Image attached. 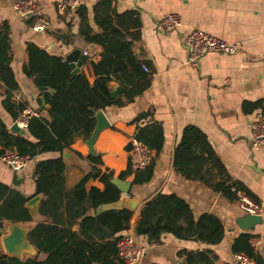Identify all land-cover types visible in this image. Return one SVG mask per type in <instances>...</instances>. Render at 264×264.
<instances>
[{
  "label": "crops",
  "instance_id": "1",
  "mask_svg": "<svg viewBox=\"0 0 264 264\" xmlns=\"http://www.w3.org/2000/svg\"><path fill=\"white\" fill-rule=\"evenodd\" d=\"M37 1L42 13L50 21L48 29L33 30L30 18L20 19L13 13L11 0H0V24L6 21L9 26L12 49L10 67L18 84L13 99L45 115L48 106H42V90L23 72V65L28 60L26 44L33 43L50 55L63 59L73 49L86 51L87 58L78 72L84 73L90 83L95 77L91 62L100 58L101 47L87 43L78 36V18L73 9H57V0ZM97 1L76 0L77 5L86 7L88 22L94 29L96 25L92 7ZM111 1L117 12L131 9L139 14L141 35L133 44V52L137 58L149 62L152 75L149 87L140 95L126 100L121 106L111 105L99 109L109 125L98 132L93 142V154L99 155L101 159L100 164H95L96 168L102 172L111 171L113 177H118L129 166L128 142L136 129L133 119L140 112L152 111V118L163 129L162 148L152 152L150 179L132 184L133 174H130L124 178L131 183L129 192L121 193V198L134 197L138 201L132 211L130 228L121 233L133 234L143 246L144 254L137 264H175L183 260L179 254L183 250H210L216 255V264H240L231 251V244L244 231L252 234L250 242L264 260V148H253L250 143L251 122L259 113L264 97V0ZM169 13L177 14L180 18V25L173 30H167L161 24V18ZM192 28L236 42L238 50L233 54L208 52L198 63L189 65L186 63L183 37ZM116 86L117 82H110L111 89ZM3 91L0 82V119L9 130L15 119L1 104ZM188 124L197 126L205 133L229 175L243 182L257 196L261 222L247 230L240 228L236 220L245 212L239 200L227 199L174 170L173 149L182 129ZM26 137L31 139L28 133ZM87 155L89 152L85 140L75 138L68 148L61 151L37 154L17 172L0 160V183L19 190L28 198L26 206L31 219L16 222L20 227L29 231L36 222L45 219L37 209L42 194H35V163L41 159L61 157L65 165V185L69 188L91 169L92 164L86 160ZM13 174L17 175L18 185L12 183ZM90 186L102 189L103 184L90 178L86 187ZM158 192L174 193L183 198L195 218L203 213L217 216L224 227L222 239L215 244H206L164 233L159 242L150 243L145 236L136 235L134 228L141 204ZM35 196L37 200L32 202ZM11 223L3 221L0 234V253L3 254L7 253L1 236ZM44 256L32 245L30 251L21 253L20 259L35 257L40 260Z\"/></svg>",
  "mask_w": 264,
  "mask_h": 264
},
{
  "label": "trees",
  "instance_id": "2",
  "mask_svg": "<svg viewBox=\"0 0 264 264\" xmlns=\"http://www.w3.org/2000/svg\"><path fill=\"white\" fill-rule=\"evenodd\" d=\"M73 10L78 18V36L101 47L100 58L91 62L93 82L82 72L71 75L70 65L62 57L27 43L28 60L23 72L42 90L48 107L45 115L36 110L38 115L29 117L25 128L31 139L9 131L0 119V154L4 148H12L32 159L39 153L68 148L75 138L86 140L94 128L97 110L121 106L149 87L152 75L149 62L137 58L133 52V44L141 35L139 14L131 9L117 12L111 0H99L92 7L94 29L84 5H76ZM11 59L9 26L3 21L0 24V82L4 89L1 104L16 119L28 106L13 99L18 84L10 67ZM143 65L150 70H145ZM111 81L124 88L115 97L110 94ZM152 117V111L147 110L133 119L134 137L151 152H158L163 145V129ZM86 160L92 164L91 169L69 188L65 185L61 157L35 163V194H42L37 209L45 219L30 228L27 238L45 256L40 260L20 259L0 253V264H122L117 257L116 242L130 228L133 212L105 207L120 199L121 192L110 182L111 171L96 168L95 164L101 163L99 155L89 154ZM172 166L184 178L198 181L227 199L239 200V194H244L254 203H260L243 182L229 175L205 133L195 125L188 124L182 129L173 149ZM130 174H133L132 184L149 180L152 162L135 172L127 166L118 177L124 179ZM90 178L101 182L102 189L87 188ZM27 200L19 190L0 183V234L4 220L31 219ZM134 233L145 236L150 243H157L162 234L170 233L181 239L215 244L222 239L224 227L214 214L203 213L195 218L183 198L158 192L141 204ZM251 237L249 232L239 233L232 241L231 251L246 256L253 264H264L250 242ZM179 254L184 264H216V255L210 250H183Z\"/></svg>",
  "mask_w": 264,
  "mask_h": 264
},
{
  "label": "built area",
  "instance_id": "3",
  "mask_svg": "<svg viewBox=\"0 0 264 264\" xmlns=\"http://www.w3.org/2000/svg\"><path fill=\"white\" fill-rule=\"evenodd\" d=\"M76 0H57L56 7L59 10L66 8L73 9ZM10 7L13 13L20 19H31V28L35 31H44L50 27V21L42 13L37 0H11ZM161 24L167 30H173L180 25V18L177 14L169 13L161 18ZM183 44L186 50V63L195 65L208 52H219L233 54L238 50L236 42H229L214 36L202 29L192 28L183 37ZM86 54V51H83ZM145 70L147 68L142 66ZM38 115V112L30 107L24 108L18 113L15 123L20 127H26L30 116ZM251 146L253 148H264V97L261 100L260 111L251 122ZM129 168L132 172L142 169L152 161V152L138 141L134 136L128 142ZM27 155H21L12 148H4L0 154V160L12 171L17 172L23 169L28 161ZM241 209L245 213L259 214L261 207L254 203L246 195L239 194ZM117 257L122 264H137L143 254V246L131 233L122 234L116 242ZM240 264H253L252 260L242 254H235ZM151 264H159L152 262Z\"/></svg>",
  "mask_w": 264,
  "mask_h": 264
},
{
  "label": "water",
  "instance_id": "4",
  "mask_svg": "<svg viewBox=\"0 0 264 264\" xmlns=\"http://www.w3.org/2000/svg\"><path fill=\"white\" fill-rule=\"evenodd\" d=\"M87 55L83 53L80 49H73L68 54L65 55L64 60H66L71 68L70 74L74 75L78 72L82 63L86 60ZM124 88L121 85L116 86L114 89H111L110 94L111 96L115 97L123 92ZM41 103L42 106L45 107L46 103L44 101L43 95L41 96ZM108 121L104 116V113L101 110H97L95 113V125L94 128L89 135V137L85 140V143L88 148L89 154H93V142L98 134V132L108 126ZM9 130L13 133H19L23 136H27V130L25 127H20L17 123H13ZM18 178L16 174L12 176V183L14 185H18ZM110 182L113 183L121 193L127 194L129 192L131 183L130 181L121 179L119 177H113L110 179ZM37 200V196L33 198V201ZM30 202H28L29 204ZM138 205V201L134 197H126L120 198L115 202H111L107 204L106 208H125L129 211H133ZM236 222L238 223L239 227L247 230L248 228L252 227L254 224L261 222V216L259 214H250L245 213L244 215L237 218ZM27 228L20 227L16 222H12L7 226L6 231L1 236L2 243L4 249L7 254L16 256L20 258L21 253L23 251H30L32 245L27 238ZM175 264H184L183 260L177 261Z\"/></svg>",
  "mask_w": 264,
  "mask_h": 264
}]
</instances>
